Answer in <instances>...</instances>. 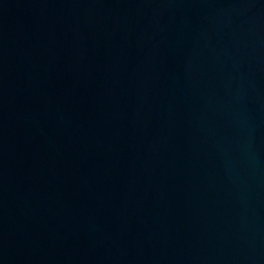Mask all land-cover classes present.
Segmentation results:
<instances>
[{
    "label": "water",
    "instance_id": "obj_1",
    "mask_svg": "<svg viewBox=\"0 0 264 264\" xmlns=\"http://www.w3.org/2000/svg\"><path fill=\"white\" fill-rule=\"evenodd\" d=\"M0 264H264V0H0Z\"/></svg>",
    "mask_w": 264,
    "mask_h": 264
}]
</instances>
